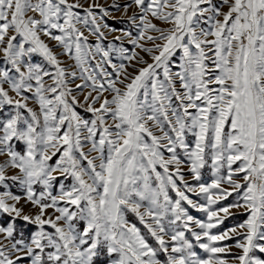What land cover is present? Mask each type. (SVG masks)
<instances>
[{
  "label": "snow or ice",
  "instance_id": "6c2138e0",
  "mask_svg": "<svg viewBox=\"0 0 264 264\" xmlns=\"http://www.w3.org/2000/svg\"><path fill=\"white\" fill-rule=\"evenodd\" d=\"M0 264H264V0H0Z\"/></svg>",
  "mask_w": 264,
  "mask_h": 264
},
{
  "label": "rangeland",
  "instance_id": "374dc122",
  "mask_svg": "<svg viewBox=\"0 0 264 264\" xmlns=\"http://www.w3.org/2000/svg\"><path fill=\"white\" fill-rule=\"evenodd\" d=\"M100 2L101 3H104V4H111L112 3V0H100ZM120 2L123 4V3H126L127 0H120ZM129 14H131V13H129ZM113 17L114 18H109L108 21H107L112 27L117 28V29H120V30H129V31H132L133 34L136 33V31H137L136 27L134 25H132L128 21L127 17L124 16L122 12H114L113 13ZM106 35H107V39L103 41V44H104V46H105L106 49L109 47L110 44H115L116 47H125V48H128L130 51L131 50H135L137 52H140L139 49H134L133 46L127 42L126 39L123 41L122 44H121V42L114 40V37L115 36L122 35V32L121 31L108 32L106 30ZM90 40L91 41H94L95 40V37H90ZM110 55H111V59H112V61L114 63H117V64H119L121 62H124L126 64L128 63L127 61H122L121 60V57L116 52H111ZM140 55L143 56L145 59L149 60V62H151L150 61V57L147 56V54H145L143 52H140ZM178 56H179V54L174 59H178ZM68 63H71V61L69 60ZM107 70L108 71H112V69L110 67H108ZM128 70H129V72L134 71V69L131 68V67H129ZM80 111L83 112L82 109ZM211 178H212V171H211V167H210V164H209L204 169V179L206 181L210 182ZM12 190L14 192H17V193L20 192V189H19L18 186H13ZM232 200H233V197H229L228 200L223 201L222 203L227 204V203H230ZM22 203H23V201H22ZM30 208H31L30 205L27 206L25 208V211H29ZM232 212L234 213V215L231 216V217H229L228 219H226L225 222H224V224L220 226L221 228H227V227L235 226V225L243 222L247 218L246 214H244V210L243 209H232ZM192 214L193 215H196L198 217H201V218L203 217V214L202 213H196L194 210H193ZM130 218L133 220V222H136L134 217H130ZM17 223H18V225H20L23 228V222L22 221H17ZM31 229H32V226H28L27 228H24V231L27 234L29 231H31ZM226 243L233 244L234 241H228ZM233 250L234 251H238V249H235V248H233Z\"/></svg>",
  "mask_w": 264,
  "mask_h": 264
}]
</instances>
